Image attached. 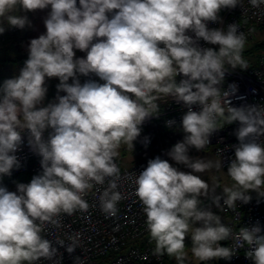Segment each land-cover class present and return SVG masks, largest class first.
<instances>
[{
	"label": "clouds",
	"instance_id": "clouds-1",
	"mask_svg": "<svg viewBox=\"0 0 264 264\" xmlns=\"http://www.w3.org/2000/svg\"><path fill=\"white\" fill-rule=\"evenodd\" d=\"M241 0H0V34L10 28L30 26L27 15H13L49 8L46 31L28 44V58L19 74L0 84V177L11 175L20 164L15 153L27 131L30 148L41 157L42 172L16 191L0 186V264H61L62 254L45 238L48 225L59 226L62 214L87 209L84 194L94 185L108 187L100 197L101 210L118 212L123 198L117 190L120 169L115 163L122 144L134 147L142 124L160 115L161 95L182 103L187 111L180 127L182 141L166 155L156 156L135 177L136 195L143 206L153 254H167L185 264V239L201 262L230 260L247 245L252 264H264V228L257 222L240 228L236 249L221 246L232 229L221 222L204 200L217 208H234L237 201L252 199L251 191L264 197V105L231 106L223 91L228 66L247 69L242 57L246 36L238 23L224 28L220 12ZM256 8L264 0H249ZM203 40L210 45L201 47ZM76 51L85 53L77 57ZM227 66V67H226ZM184 78L177 82V76ZM88 77L81 83L80 77ZM98 77V82L91 77ZM57 78L55 101L43 105L46 81ZM71 81V83L69 82ZM65 95H59V93ZM227 105L225 110L224 105ZM198 105L199 111L193 106ZM218 119L238 122L232 145L234 158L227 175L234 184L216 193L197 173L222 161L193 158L189 149L204 150L217 130ZM175 120L166 121L171 128ZM51 130L47 139L44 133ZM199 224L200 226H196ZM69 254L79 246L69 237ZM74 264H83L75 257Z\"/></svg>",
	"mask_w": 264,
	"mask_h": 264
},
{
	"label": "built area",
	"instance_id": "built-area-1",
	"mask_svg": "<svg viewBox=\"0 0 264 264\" xmlns=\"http://www.w3.org/2000/svg\"><path fill=\"white\" fill-rule=\"evenodd\" d=\"M222 23L209 22L208 27L224 28L229 24L238 23L239 29L246 36L251 37L256 27L264 26V5L259 8L253 7L249 0H241L240 5L232 9H223L220 12ZM18 28L6 26V31L0 34V45L5 42V36L11 32H17ZM201 47H210L205 41H200ZM218 48V46H216ZM243 59L247 62V69L239 67L232 69L228 66L224 81L220 86L223 91L235 88L234 94L228 99L233 107H243L248 105H264V53L256 56L254 63H251L242 52ZM25 61V60H24ZM24 61L17 63H6L0 65V84L5 79L13 78L19 74L24 66ZM227 67V66H226ZM184 77L177 76V82ZM159 105L160 115L147 119L141 126V133L134 141L137 149L151 147L154 145L153 136L159 130L166 131L170 138L173 134L174 142L183 140L185 133L180 127L183 114L187 108L182 103H177L170 96L161 95L156 101ZM225 110L227 105H224ZM194 111H199L198 105L193 106ZM175 120V125L171 128L166 126V121ZM218 126L221 128L210 136V143L204 150L189 149V154L195 158L201 156L204 151L211 148L219 161H222V168L227 169L229 162L234 158L232 145L238 143L235 130L239 127L238 122L226 124L222 119H218ZM51 130L44 133L47 139ZM23 143L15 153L19 161V168H14L11 175L6 177H21L20 183H29L33 176L42 172L40 160L28 145L27 131L23 134ZM264 142V138H262ZM149 159L137 161L128 166L120 165L117 158L115 163L120 169V179L118 191L122 194V199L118 202V212L115 216H109L101 210L100 197L108 187V179L103 185H94L83 196L88 207L84 210H76L72 215L62 214L59 219V226L48 225L42 235L52 240L62 254L61 264H74L75 257H80L83 264H177L175 260L169 259L167 254L157 256L153 254L155 242L151 241L146 227V217L143 206L140 203L135 191V177L146 166ZM231 180V178L229 177ZM231 182H233L231 180ZM252 197L247 204L237 201L234 208H229L223 204L221 207L213 208L224 217L226 226L232 229V236L228 239L229 247L236 249V239L240 228L252 226L259 222L264 228V197H258L257 193L251 191ZM78 237L79 246L72 254L66 251V247L55 244L56 240H63L66 244L69 237ZM247 245L235 251V255L227 260L229 264H252L247 259L245 252ZM41 264H51L50 261L42 260Z\"/></svg>",
	"mask_w": 264,
	"mask_h": 264
},
{
	"label": "rangeland",
	"instance_id": "rangeland-1",
	"mask_svg": "<svg viewBox=\"0 0 264 264\" xmlns=\"http://www.w3.org/2000/svg\"><path fill=\"white\" fill-rule=\"evenodd\" d=\"M50 12V6L49 8H46L44 10H36L31 11L30 18L33 19V25L31 27V30L29 31V35L27 40L23 44V49H25L26 54H28V44L31 39L37 38L40 34L44 33L46 31L44 20L47 17L48 13ZM253 37L255 38H262L264 37V26L260 30L256 31V33L253 31ZM6 39V36H5ZM6 41V40H5ZM5 43V42H4ZM3 43V44H4ZM2 44V45H3ZM1 46V45H0ZM86 54L80 51H76L77 57H83ZM94 77V76H93ZM91 77V78H93ZM95 79V78H94ZM86 80L85 77L81 76L80 81L81 83H84ZM71 83V81H69ZM100 83H103V81H99ZM56 96H57V90ZM59 95H65V93L61 92ZM176 134H173V138L176 137ZM173 138H170L166 131L159 130L158 134L153 136V142L154 145L151 147H143L135 150L133 153L128 154L124 157L123 164L125 166H128L130 164H133L137 161L147 159V158H155L156 156H160L162 159H168L170 163L173 164V166L178 167L181 171H190L189 169L185 168L183 165H176L174 161H171V159L166 155L167 151L176 143L174 142ZM190 155V154H189ZM191 156V155H190ZM192 157V156H191ZM195 158H202L205 160H211V161H219L218 158L214 155L211 148L207 151H204L201 156L195 157ZM197 175H200L202 179L207 181L209 185L216 184L218 187L216 188V193L219 195H223V189L225 187H231L234 182H231L229 179V176L227 175V169L220 168L219 170L213 168L209 171L203 172V173H197ZM20 183L19 179L12 178V177H0V186L6 187L9 191H16V185ZM204 206H210L211 210L217 214L221 220L223 219V215H221L218 211H216L213 208V204L211 200H204ZM187 260L191 264H197L198 259L195 258L192 253H187Z\"/></svg>",
	"mask_w": 264,
	"mask_h": 264
},
{
	"label": "trees",
	"instance_id": "trees-1",
	"mask_svg": "<svg viewBox=\"0 0 264 264\" xmlns=\"http://www.w3.org/2000/svg\"><path fill=\"white\" fill-rule=\"evenodd\" d=\"M13 15H27L30 23V26H26L24 29H19L17 32H11L8 33L6 36V41L3 45L0 46V65L2 64H6V63H17V62H21L24 61L28 58V54L24 53L25 49H23V44L24 42L27 40L28 35H29V31L31 30V27L33 25V19L31 20L30 15L31 12H27V13H23L20 12L19 10L14 11L12 13ZM261 28H263V26H259L256 27L254 32L256 33V31L260 30ZM212 48L218 49L216 48V46H210ZM264 53V37L262 38H255L253 37V35L249 38L246 39V44L243 50V55L251 62L254 63L255 58L257 55ZM86 80L88 79V77H85ZM97 80L99 82V78L98 77H93L92 79ZM59 83V80L57 78H51L48 79L46 81V86L48 88L45 100L43 102V105L46 106L49 102H53L55 101L56 98V91L57 90V84ZM2 84V83H1ZM223 120V119H222ZM134 143V147L129 148L128 145L126 144H122L121 147L118 149L119 155L116 157L117 160L119 161L120 165H123L124 162V157L127 156L128 154L133 153L135 150H137V146ZM6 177V176H5ZM12 178H16L19 179V181H22L21 177H12ZM204 203V201H203ZM226 218V217H224ZM221 222L223 224H225L224 219L221 220ZM196 226H200L199 224H197ZM221 246H225V247H229V243L228 240L226 241H221L220 242ZM185 251L190 254L191 253V246H192V241H191V237L190 234L188 237H186L185 239ZM169 257V256H168ZM169 259L175 260L174 257H169ZM176 261V260H175ZM177 263V261H176ZM185 264H191L190 262H188V260H185ZM197 264H229L227 262V260L225 259H214L211 261H206V262H201V261H197Z\"/></svg>",
	"mask_w": 264,
	"mask_h": 264
},
{
	"label": "crops",
	"instance_id": "crops-1",
	"mask_svg": "<svg viewBox=\"0 0 264 264\" xmlns=\"http://www.w3.org/2000/svg\"><path fill=\"white\" fill-rule=\"evenodd\" d=\"M223 217V219H224V216H222Z\"/></svg>",
	"mask_w": 264,
	"mask_h": 264
}]
</instances>
